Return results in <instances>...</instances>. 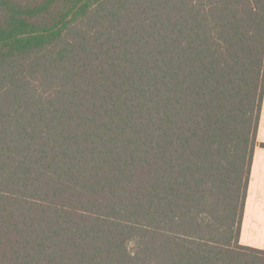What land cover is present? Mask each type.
<instances>
[{
	"label": "trees",
	"instance_id": "1",
	"mask_svg": "<svg viewBox=\"0 0 264 264\" xmlns=\"http://www.w3.org/2000/svg\"><path fill=\"white\" fill-rule=\"evenodd\" d=\"M263 95L264 0H0V264H264Z\"/></svg>",
	"mask_w": 264,
	"mask_h": 264
},
{
	"label": "crops",
	"instance_id": "2",
	"mask_svg": "<svg viewBox=\"0 0 264 264\" xmlns=\"http://www.w3.org/2000/svg\"><path fill=\"white\" fill-rule=\"evenodd\" d=\"M256 140L239 243L264 250V95Z\"/></svg>",
	"mask_w": 264,
	"mask_h": 264
}]
</instances>
